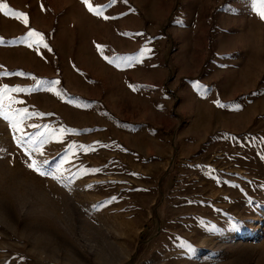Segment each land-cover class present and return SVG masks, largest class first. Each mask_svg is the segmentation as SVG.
Returning <instances> with one entry per match:
<instances>
[{"label":"rangeland","instance_id":"obj_1","mask_svg":"<svg viewBox=\"0 0 264 264\" xmlns=\"http://www.w3.org/2000/svg\"><path fill=\"white\" fill-rule=\"evenodd\" d=\"M89 2L0 0V264H264V0Z\"/></svg>","mask_w":264,"mask_h":264},{"label":"snow or ice","instance_id":"obj_2","mask_svg":"<svg viewBox=\"0 0 264 264\" xmlns=\"http://www.w3.org/2000/svg\"><path fill=\"white\" fill-rule=\"evenodd\" d=\"M84 3L88 6L89 11L90 12H94V14L99 15L100 14V9L94 8L93 5L89 2V0H84ZM261 19H264V11H262L260 13ZM15 18H22L25 22V24H27V16L24 13H18L16 14ZM37 37L39 39H37ZM27 39L29 42V46L30 47H40L41 45L43 46V48H48V45L44 42V37L38 33V32H34V31H30L27 34ZM0 43H3L2 40H0ZM111 63V61H109ZM40 83H47L46 81H41ZM53 84L58 83V82H52ZM22 91H30L29 89H21V88H13L11 86H5L4 88L0 89V95L6 94V93H10V92H22ZM16 103H19L18 101H16ZM5 119H8V117H5ZM11 126L18 130L17 124L16 123H12ZM23 142V141H21ZM35 150V149H34ZM29 168H31L32 170L36 171L38 174L43 175V176H50L49 173L43 171V168L40 164H38L35 160H33L29 165ZM57 175H62L59 172L57 173ZM51 178L55 179V176H52Z\"/></svg>","mask_w":264,"mask_h":264}]
</instances>
